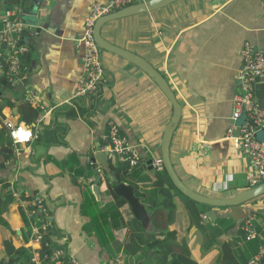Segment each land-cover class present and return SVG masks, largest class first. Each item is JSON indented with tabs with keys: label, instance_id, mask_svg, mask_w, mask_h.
I'll return each instance as SVG.
<instances>
[{
	"label": "crops",
	"instance_id": "1",
	"mask_svg": "<svg viewBox=\"0 0 264 264\" xmlns=\"http://www.w3.org/2000/svg\"><path fill=\"white\" fill-rule=\"evenodd\" d=\"M96 3L106 5L108 0L49 3L43 17L50 18L48 31L33 43L22 44V36L18 39V47L26 49L19 74L0 71V164L4 165L0 168V215L9 223L0 222V264L8 263L7 241L15 249H30L33 258L42 256L46 241V246L67 248L81 264H143L145 260L143 252L135 257L126 252L134 229L130 207L112 206L111 182L102 174L101 164L97 165L102 177L99 194L94 192L98 180L88 159L101 151L103 136L114 124L145 162L162 160V139L173 107L145 72L105 50H100L105 74L96 103L77 109L61 106L74 96L83 75L85 49L79 40ZM24 8L22 0H0V29L15 20L24 28ZM101 34L110 44L152 65L181 103L182 118L173 136L171 158L182 181L197 193L218 199L248 189L250 165L235 144L233 98L244 44L264 49V0H178L152 13L110 22ZM3 54L8 57L7 50ZM259 87L264 102V84ZM23 105L38 112L31 123L22 118ZM25 114L31 117L32 112L28 109ZM7 122L29 126L34 139L14 145ZM142 168L151 180L137 183L144 196L161 172L144 163L134 176ZM134 180L130 177L124 183L131 185ZM39 199L51 224L48 237L41 240L30 231L42 217L36 212ZM175 203L170 230H177L180 240L187 239L192 264H217L220 249H205L206 238L191 224L180 200ZM212 210L216 218L211 220L204 213L201 223L214 226L217 219L228 217L233 228L220 242L232 246L231 264H248L264 248V198L229 211ZM256 212L260 214L259 238L248 241L243 223ZM37 213L39 218L34 220ZM24 217L31 220L29 229ZM20 264L29 263L22 260Z\"/></svg>",
	"mask_w": 264,
	"mask_h": 264
},
{
	"label": "built area",
	"instance_id": "2",
	"mask_svg": "<svg viewBox=\"0 0 264 264\" xmlns=\"http://www.w3.org/2000/svg\"><path fill=\"white\" fill-rule=\"evenodd\" d=\"M148 0H108L106 5L93 4L90 16L85 25V32L79 43L85 49L83 60V75L77 84L74 96L61 106L68 105L74 109L87 104H95L99 96L104 80V68L100 56V48L94 40V27L98 19L117 12L131 5L145 3ZM23 25L18 21L7 22L5 27L0 29V71H5V65L9 66L10 73L18 75L22 64V55L26 49L18 47V39L21 37ZM8 51V57L4 58V51ZM243 65L237 74L238 89L233 98L232 120L236 124L244 120L240 130V136L235 138L236 147L240 149L249 161L250 171L247 176L249 188L264 183V141L261 139L264 133V105L255 97L254 85L264 81V49H260L251 43H245L242 50ZM14 79H17L14 77ZM17 80H21L17 79ZM33 101V100H32ZM6 128L9 136L16 146L26 145L34 139V132L24 124L7 122ZM233 129L229 131V135ZM104 146L102 152H106L110 163L114 166L127 164L131 169L135 168L141 157L130 145L128 138L123 134L120 127L110 124L108 131L103 136ZM153 166L159 172L164 170L161 159L153 161ZM41 212V224L32 225V234L38 239H44L51 226L50 215L44 206L43 199L37 201ZM206 218V217H205ZM255 214H252L243 223V231L248 241H255L259 238V232L253 221ZM46 219V222H44ZM49 253L43 257H35L31 264H81L76 258L69 255L67 248L59 245L51 247ZM248 264H264V248L249 261Z\"/></svg>",
	"mask_w": 264,
	"mask_h": 264
},
{
	"label": "water",
	"instance_id": "3",
	"mask_svg": "<svg viewBox=\"0 0 264 264\" xmlns=\"http://www.w3.org/2000/svg\"><path fill=\"white\" fill-rule=\"evenodd\" d=\"M21 0H19L20 2ZM25 3V8L22 10V19L24 22V28L21 32V36L23 38L22 44H26L27 41L33 43L35 40L39 39L45 30L48 31V27L50 26V18L49 20H45L44 10H47L49 7V3L54 2V0H22ZM178 0H148L145 3H139L135 5L128 6L123 8L117 12H113L107 16H104L97 20L94 27V40L97 46L101 50H105L121 56L126 60L130 61L132 64L140 68L143 72H145L159 87V89L163 92L166 98L169 100L170 104L173 107V116L165 129L164 136L161 144V154H162V162L165 171L169 175L171 181L175 185V187L186 197L191 199L194 202H197L201 205H206L212 208H230L237 207L249 202H252L258 198L264 196V183L259 186L248 188L243 191L238 192L233 197L218 199L211 198L197 193L196 191L189 188L179 177L177 171L174 168L172 158H171V144L173 140L174 133L176 132L181 118H182V105L178 101L176 94L170 87L166 78L158 72L152 65H150L145 59L129 52L127 50L121 49L117 46L110 44L106 41L101 34L102 28L104 25L130 16L140 15L152 13L156 10L162 9L172 3L177 2ZM52 25V24H51ZM6 85V82L4 81ZM244 124V120L238 121L236 126V136H240L241 127ZM3 151H7L4 148ZM89 161L93 163V170L97 176L98 184L94 187V192L99 194V186L102 182V177L100 171L97 169V165L101 164L103 166L102 174H104L108 180L111 182L112 186H114V193L119 198L123 199L127 202L128 206L131 209V212L134 218L141 223L143 229L148 231L151 227V219L146 207L140 201V198L136 196L135 189L124 182H120V178L117 176L115 171H112L111 164L108 159V155L106 152H97L92 153L89 156ZM146 164L150 167L153 166V161L149 160L147 162L144 161V158L141 157L139 164L136 166V169L140 168L143 164ZM208 218L214 220L216 218L215 211H209Z\"/></svg>",
	"mask_w": 264,
	"mask_h": 264
},
{
	"label": "trees",
	"instance_id": "4",
	"mask_svg": "<svg viewBox=\"0 0 264 264\" xmlns=\"http://www.w3.org/2000/svg\"><path fill=\"white\" fill-rule=\"evenodd\" d=\"M9 1L15 2V0ZM5 69L8 70L9 66L5 65ZM4 75L2 77H4ZM1 81L2 80L0 79V85ZM28 109L32 112L31 117H27L25 114ZM20 112L23 120L27 121V123H31L38 115V112L32 109L29 105H23ZM0 168L4 169V165L0 164ZM111 169L116 172L117 176L120 178V182H124L125 179L134 176L135 172L138 171L136 167L131 169L127 164H121L118 166L111 165ZM129 186L132 187V185ZM109 191L113 197V207L121 209L127 205L126 201L116 196L114 193V186H112L111 183L109 184ZM136 196L140 198L142 204L147 206L151 219V228L148 231L144 230L141 223L134 218V229L132 230L133 239L126 247V252L129 253L131 257H135L143 252L145 254L143 264H192L189 257L190 248L188 243L186 240L179 239L177 230H170V227L173 226L174 216L177 210L175 202L176 199H179L188 213L191 224L197 227V231L202 237L206 238L205 249L210 250L218 247L220 249V257L217 264H231L229 259H232L233 261V258L232 256H229V254L233 252L232 246L220 242V238L233 228L232 221L228 220L227 217H224L225 219H217L214 226L202 224L200 217L202 214L204 215V213L206 215L212 207L198 204L183 195L175 187L165 169L163 172L157 174V178L152 184V190L148 194H145L144 196L136 194ZM9 197V201L13 199L12 196ZM262 198H264V196L249 203H255ZM1 201H3V199H1ZM24 219L27 221L28 227H30L31 221H28L27 217H24ZM30 231H32V229H30ZM45 236L48 237L47 234ZM158 236L163 237V239H158ZM7 242V264H20L22 260H27L28 263L31 264L33 252L30 249H15L11 242ZM50 250L51 249L46 246V241H43L42 249L40 251L42 257L44 254L49 253ZM176 251L178 253H176ZM150 252L154 253L151 258L148 256Z\"/></svg>",
	"mask_w": 264,
	"mask_h": 264
},
{
	"label": "rangeland",
	"instance_id": "5",
	"mask_svg": "<svg viewBox=\"0 0 264 264\" xmlns=\"http://www.w3.org/2000/svg\"><path fill=\"white\" fill-rule=\"evenodd\" d=\"M260 84H264V82L263 83H259V84H255L254 85V93H255V97H256V99L258 100V101H261V102H263L260 98H262V97H260L259 98V95H258V93H259V91H260V87H259V85ZM261 92L262 93H264V89H262L261 90ZM264 103V102H263ZM261 139L264 141V133L262 134V136H261ZM139 174H138V177H136V176H131V178H134L135 180H134V183H131V185H132V187L135 189V192H136V194H138V195H140V190H139V187H138V182H141V183H149L151 180H150V176H148V174H146L145 173V170H144V168H142L141 170L139 169ZM97 196V195H96ZM98 197V196H97ZM144 206H146L145 204H143ZM232 207H230V208H228V209H223V210H230ZM146 209H147V206H146ZM148 210V209H147ZM149 213V212H148ZM38 214L39 213H37V216L34 218V220H36L37 218H39L38 217ZM41 215H42V213H40ZM41 215H40V217H41ZM3 216L4 215H0V217H2L1 219H0V222H2L3 224H5V225H9V223L8 222H6L8 219L7 218H3ZM119 216H121V214H120V212H119ZM228 218V217H227ZM225 219V218H224ZM259 219H260V214L258 213V212H256L255 213V218H254V221H253V223H254V225H255V227L256 228H258V230L260 231V226H259ZM29 221H31V220H29ZM24 222H25V224H26V226L28 227V223H27V221H25L24 220ZM30 225H31V223H30ZM39 225H40V227H42V224H41V219L39 218ZM28 229H29V227H28ZM185 240H187V239H185ZM187 242V241H186ZM188 243V242H187ZM199 246H201V244H199ZM215 248H217V247H215ZM215 248H213V249H215ZM210 250H212V249H210Z\"/></svg>",
	"mask_w": 264,
	"mask_h": 264
},
{
	"label": "clouds",
	"instance_id": "6",
	"mask_svg": "<svg viewBox=\"0 0 264 264\" xmlns=\"http://www.w3.org/2000/svg\"><path fill=\"white\" fill-rule=\"evenodd\" d=\"M111 164V163H110ZM112 165V164H111Z\"/></svg>",
	"mask_w": 264,
	"mask_h": 264
}]
</instances>
